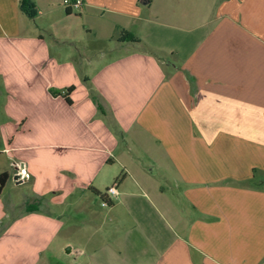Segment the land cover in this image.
<instances>
[{
  "label": "crops",
  "instance_id": "0c3cea01",
  "mask_svg": "<svg viewBox=\"0 0 264 264\" xmlns=\"http://www.w3.org/2000/svg\"><path fill=\"white\" fill-rule=\"evenodd\" d=\"M28 1L0 0V175L30 174L0 264L64 231L67 264H264V0Z\"/></svg>",
  "mask_w": 264,
  "mask_h": 264
},
{
  "label": "rangeland",
  "instance_id": "374dc122",
  "mask_svg": "<svg viewBox=\"0 0 264 264\" xmlns=\"http://www.w3.org/2000/svg\"><path fill=\"white\" fill-rule=\"evenodd\" d=\"M2 193V204L4 207L3 211L6 217L2 222L0 221V230L4 228L8 223H10L13 218L17 217L21 213L24 207L25 199L28 195V189L26 185L15 186L10 182L9 185L4 187ZM74 224H76V222H74ZM83 241L84 239L80 236H76L75 233L71 235V233L67 231L62 232L61 235L57 239H55V241L51 242L52 251H54L52 254L47 255V251L38 254L40 264H67V262L70 263L72 259L76 258V255H73V257L67 259L64 255L65 250L62 251L63 254H60L59 249L65 242H69L73 249L80 250L82 249L81 246L83 245Z\"/></svg>",
  "mask_w": 264,
  "mask_h": 264
},
{
  "label": "built area",
  "instance_id": "2783aa9c",
  "mask_svg": "<svg viewBox=\"0 0 264 264\" xmlns=\"http://www.w3.org/2000/svg\"><path fill=\"white\" fill-rule=\"evenodd\" d=\"M62 4L66 9L78 11L80 10L82 6V1L81 0H63ZM10 168L12 172L13 181L15 182V184L21 185L30 180V174L24 162L19 161V160H12L10 162ZM107 194H110L113 197L117 196L118 191H117L116 185L111 186L107 190Z\"/></svg>",
  "mask_w": 264,
  "mask_h": 264
},
{
  "label": "trees",
  "instance_id": "16d2710c",
  "mask_svg": "<svg viewBox=\"0 0 264 264\" xmlns=\"http://www.w3.org/2000/svg\"><path fill=\"white\" fill-rule=\"evenodd\" d=\"M20 8H21L22 12L25 15H27L28 17L33 18L35 16L33 5L28 0H20ZM66 11L69 14L68 10H66ZM73 89H74L73 87H69L64 91V94H63L64 99L69 104H70L69 95L73 91ZM93 98L96 101V97L93 96ZM97 107H98L99 112H102V109L98 103H97ZM8 178H9V176L6 173H3L0 175V196H1L2 191L6 185ZM95 194L100 196L101 201L104 204V206L110 207L112 205V202L106 197L107 191L102 195L99 194L98 192H95ZM28 211H32V210H28Z\"/></svg>",
  "mask_w": 264,
  "mask_h": 264
}]
</instances>
